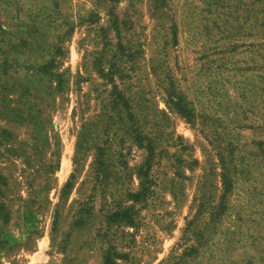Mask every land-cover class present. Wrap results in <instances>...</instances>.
Listing matches in <instances>:
<instances>
[{
	"label": "rangeland",
	"instance_id": "1",
	"mask_svg": "<svg viewBox=\"0 0 264 264\" xmlns=\"http://www.w3.org/2000/svg\"><path fill=\"white\" fill-rule=\"evenodd\" d=\"M0 176V264H264V0H0Z\"/></svg>",
	"mask_w": 264,
	"mask_h": 264
},
{
	"label": "trees",
	"instance_id": "2",
	"mask_svg": "<svg viewBox=\"0 0 264 264\" xmlns=\"http://www.w3.org/2000/svg\"><path fill=\"white\" fill-rule=\"evenodd\" d=\"M113 1L115 2V0H113ZM169 104L183 118H187L188 120L193 118L192 111L190 109H188L186 104L184 103V101H182V99L179 98L178 96H176L174 93H171L169 95ZM147 151L149 154V159L147 160V162H148L150 160V156H152V154H153L152 147L149 146ZM139 176H141V177L146 176L145 171L140 170ZM0 181H3V178L1 176H0ZM223 185H225V190H224V195H225L229 191L230 184L228 181L224 180ZM147 191H148L147 187H144V185H143L141 192H139L138 194L132 195L131 198L133 199V201H137L139 199V197L143 198L144 196H146ZM0 219L5 223L8 220V216H7V213L5 210V206L2 203H0ZM107 223L109 225L125 224L128 226H133L134 225V216H133V213H132L130 208L123 209V210L116 211V212L109 214L107 216ZM194 234H196V233H194ZM112 263L113 262L111 260V256L107 255V257L105 258V264H112Z\"/></svg>",
	"mask_w": 264,
	"mask_h": 264
}]
</instances>
